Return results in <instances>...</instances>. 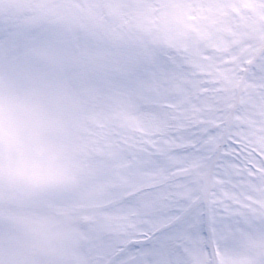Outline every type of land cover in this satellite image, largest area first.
<instances>
[{
  "label": "snow or ice",
  "instance_id": "1",
  "mask_svg": "<svg viewBox=\"0 0 264 264\" xmlns=\"http://www.w3.org/2000/svg\"><path fill=\"white\" fill-rule=\"evenodd\" d=\"M168 15L160 0H18L0 14V72L8 76L0 97L6 245L18 217L43 226L58 207L78 211L83 221V264H187L189 235L211 233L227 243L236 229L248 227L236 193L248 181L264 185V140H245L222 116L191 123L173 115L142 139H118V162L101 204L73 206L74 194L60 182L63 150L49 136L61 119L46 82L121 88L145 107L160 104L154 90L175 65L147 37ZM26 70L36 94L24 104L12 89L24 86Z\"/></svg>",
  "mask_w": 264,
  "mask_h": 264
},
{
  "label": "rangeland",
  "instance_id": "2",
  "mask_svg": "<svg viewBox=\"0 0 264 264\" xmlns=\"http://www.w3.org/2000/svg\"><path fill=\"white\" fill-rule=\"evenodd\" d=\"M17 3L18 0H0V14ZM160 3L169 14L167 22L147 39L154 48L167 53L175 65V70L162 75L154 90V95L161 98L157 105L162 111L154 109L157 105L143 106L135 95L121 88H80L60 79L46 82L55 96L54 110L59 113L61 128L67 116L76 114L75 123L82 133L79 151L90 161L79 180L64 186L74 194L73 206L77 202L89 205L104 202L111 184L110 172L118 162L115 149L118 139L131 134L137 140L142 139L149 131L165 127L170 122L169 115L184 116V122L189 115L194 119L199 117L197 123L202 120L216 123L215 118L221 116L227 120L229 113L222 110V105L224 109L228 103L231 106L235 103L239 80L234 79H239L243 61L249 58L244 54L264 45V0H160ZM218 60L224 61L228 70L222 77L214 66ZM22 78L24 86L13 88L12 93L27 104L36 94L34 76L26 70ZM7 79V74L0 72V97L5 94L3 85ZM198 108L211 110L199 113ZM231 125L245 140L249 137L258 142L264 140L261 135L264 133V53L242 86ZM236 196L239 200L236 210L244 206L245 225L249 226L250 217L264 213V185L248 181L237 190ZM79 221L83 222L78 211L67 214L59 207L43 226L21 215L14 221L16 236L11 235V246L4 243L0 226V264H34L38 258H46L52 264H83L86 257ZM246 228L236 229L227 243L218 237L222 242L217 246L220 256H224L223 264H264V232H247ZM24 241L39 244L29 251ZM48 241L59 242L65 254L71 253L66 257L67 262L55 257V252L47 248ZM203 241L199 234L186 237L187 264H204ZM252 245L256 250H251ZM37 249L40 251L36 252Z\"/></svg>",
  "mask_w": 264,
  "mask_h": 264
},
{
  "label": "clouds",
  "instance_id": "3",
  "mask_svg": "<svg viewBox=\"0 0 264 264\" xmlns=\"http://www.w3.org/2000/svg\"><path fill=\"white\" fill-rule=\"evenodd\" d=\"M77 116L75 113L67 116L63 127L53 130L50 133V141L59 145L63 150L64 174L60 178L62 186H71L82 177L84 167L90 162L81 151L79 144L82 140L81 130L76 126ZM247 232H264V213H259L250 217V224L245 229ZM239 236V234H237ZM222 243V242H220ZM206 247H211V241Z\"/></svg>",
  "mask_w": 264,
  "mask_h": 264
}]
</instances>
